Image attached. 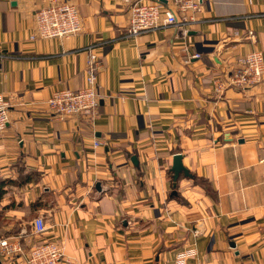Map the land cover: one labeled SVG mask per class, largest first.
<instances>
[{
	"label": "crops",
	"instance_id": "crops-1",
	"mask_svg": "<svg viewBox=\"0 0 264 264\" xmlns=\"http://www.w3.org/2000/svg\"><path fill=\"white\" fill-rule=\"evenodd\" d=\"M54 1L77 5L81 31L37 35ZM196 14L132 37L118 0H0V237L57 241L63 264H264V73L213 85L253 50L264 61V0H202ZM91 52L95 113L55 119L48 98L86 83ZM176 153L189 175L175 181Z\"/></svg>",
	"mask_w": 264,
	"mask_h": 264
},
{
	"label": "built area",
	"instance_id": "built-area-1",
	"mask_svg": "<svg viewBox=\"0 0 264 264\" xmlns=\"http://www.w3.org/2000/svg\"><path fill=\"white\" fill-rule=\"evenodd\" d=\"M129 11L128 36H138L144 31H151L166 26L182 27L197 20V11L201 8L202 0H118ZM37 35L47 39L52 37H69L82 29L79 8L67 1H54L40 7L35 12ZM32 35L31 38H35ZM200 53L192 54L199 57ZM2 55H0L1 58ZM96 53L91 52L86 83L80 88L62 87L55 89L47 100L51 115L58 120H64L74 115L95 113L100 93L97 70L99 63ZM242 62L244 68L232 71L226 79L216 76L213 80L214 90L222 92L227 85L247 87L261 80L264 73L262 52L253 50L247 53ZM10 102L5 93L0 92V131L7 128L10 121ZM101 141L96 140L95 145ZM47 225L42 216L33 220V233H44ZM65 248L57 241H40L33 243L20 264H63ZM24 253L21 242L12 238H0V254L12 256Z\"/></svg>",
	"mask_w": 264,
	"mask_h": 264
},
{
	"label": "water",
	"instance_id": "water-1",
	"mask_svg": "<svg viewBox=\"0 0 264 264\" xmlns=\"http://www.w3.org/2000/svg\"><path fill=\"white\" fill-rule=\"evenodd\" d=\"M171 170L173 171V178L176 181L181 172L189 175L188 169L184 166L182 161V155L180 153H176L173 157V163L171 166Z\"/></svg>",
	"mask_w": 264,
	"mask_h": 264
},
{
	"label": "rangeland",
	"instance_id": "rangeland-1",
	"mask_svg": "<svg viewBox=\"0 0 264 264\" xmlns=\"http://www.w3.org/2000/svg\"><path fill=\"white\" fill-rule=\"evenodd\" d=\"M0 238H7V237H0ZM8 238H10V237H8ZM12 239H13V238H12ZM20 239H21V238H18V239H15V238H14V240H17V241L21 242ZM37 242H38V241H36L35 243H37ZM21 243H22V242H21ZM22 245H23V243H22ZM32 245H33V244H32ZM32 245H28V246H29L28 248H27L25 245H23V249H24V246H25V249H30V247H31ZM24 253H25V250H24ZM27 253H28V251H26V254H27ZM26 254H25V255H26Z\"/></svg>",
	"mask_w": 264,
	"mask_h": 264
}]
</instances>
